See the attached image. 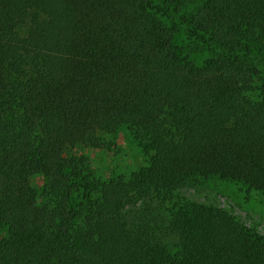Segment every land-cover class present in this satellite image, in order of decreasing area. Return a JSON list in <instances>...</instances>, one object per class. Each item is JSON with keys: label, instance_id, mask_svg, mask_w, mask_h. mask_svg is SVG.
Segmentation results:
<instances>
[{"label": "trees", "instance_id": "16d2710c", "mask_svg": "<svg viewBox=\"0 0 264 264\" xmlns=\"http://www.w3.org/2000/svg\"><path fill=\"white\" fill-rule=\"evenodd\" d=\"M262 65L264 0H0V264H264V233L177 192L264 194Z\"/></svg>", "mask_w": 264, "mask_h": 264}, {"label": "rangeland", "instance_id": "374dc122", "mask_svg": "<svg viewBox=\"0 0 264 264\" xmlns=\"http://www.w3.org/2000/svg\"><path fill=\"white\" fill-rule=\"evenodd\" d=\"M185 37V29L179 28L175 35V42L179 48L186 45ZM191 57L196 63L204 59L203 53L195 50ZM259 68L264 72V65ZM115 146L118 148V163L130 164L141 160L134 142L125 132L120 133ZM177 192L179 196L188 200L231 210L241 221L264 233V194L259 191L248 189L233 181L211 178L182 187ZM122 215L131 229L142 221H149L150 225L156 228L160 241L169 250L174 251L176 239L166 229V213L156 200L133 196L123 207Z\"/></svg>", "mask_w": 264, "mask_h": 264}]
</instances>
